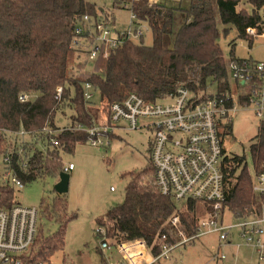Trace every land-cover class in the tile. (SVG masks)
Masks as SVG:
<instances>
[{
	"label": "trees",
	"instance_id": "obj_1",
	"mask_svg": "<svg viewBox=\"0 0 264 264\" xmlns=\"http://www.w3.org/2000/svg\"><path fill=\"white\" fill-rule=\"evenodd\" d=\"M113 2L118 8L124 0ZM259 6L240 0H189L187 9L177 10L155 0H142L133 10L136 22L149 27L152 45H145L142 38L140 42L125 39L108 58L100 53L90 60L88 51L73 46L80 38L76 31L84 26V17H89L92 27L100 21L115 24L114 18L102 16L94 4L85 0H0V157L5 166L0 206L17 204L8 174L25 186L46 177L59 180L65 169L61 153H72L79 144L88 143V134L79 128L111 125L110 107L129 94L158 103L174 96L180 87L205 99L214 96L207 93L209 87L216 88L215 95L230 92L229 62L219 41L232 38V47L237 39L251 43L254 37L247 29L259 27ZM87 84L97 94L98 104L95 95L86 100ZM58 87L62 88L60 97ZM23 96L27 100L22 101ZM66 111L71 113V123L59 127L56 116ZM224 129L230 132L232 121ZM115 133L104 136L109 140ZM54 139L58 146L52 145ZM250 152L255 168L264 164V121ZM227 165L226 208L249 217L254 207H262L264 196L254 194L245 158H227ZM154 175L151 165L133 176L124 202L96 220L97 230L105 233L96 230L101 241L115 246L141 240L156 257L163 245L182 240L172 232L173 216L181 218L187 237L197 235L198 203L191 201L180 208L161 196ZM64 236L61 227L42 244L38 238L37 258L50 263L49 258L64 248Z\"/></svg>",
	"mask_w": 264,
	"mask_h": 264
},
{
	"label": "built area",
	"instance_id": "obj_2",
	"mask_svg": "<svg viewBox=\"0 0 264 264\" xmlns=\"http://www.w3.org/2000/svg\"><path fill=\"white\" fill-rule=\"evenodd\" d=\"M141 1L132 0L130 8L124 3V7L132 14V20L127 24L129 27L140 25L136 22L133 6ZM240 1L260 5L259 27L248 28L247 34L254 38L264 37V0ZM89 22V17L85 16L82 22L84 26L76 31L80 38L74 40L73 46L88 51L90 60L96 59L100 53L108 58L110 51L125 39L134 41L143 38L140 29L120 32L112 28L113 23L100 21L92 27ZM86 33L87 37L84 35ZM228 67L230 92L205 99L180 87L174 96L167 98L173 100L169 104L148 103L132 93L125 101L110 107L111 125L79 128L88 134V144L94 147L109 145L104 136L108 132L151 131L150 160L155 173L154 185L159 194L178 205L191 201L207 204L210 211L208 218L199 217L197 235L190 238L186 236L181 218L173 216L170 220L172 232L182 240L172 246L163 245L161 254L156 257L150 254L141 240L122 242L115 246L108 244L107 240L101 241V250L116 247L121 257L119 264H154L161 258H167L170 249L186 244L194 237L212 233L219 234L224 245L231 246L232 226L225 225L223 221L226 213L238 219L236 227L240 229L238 235L243 244L253 247L260 260L264 258V203L260 209L254 207L249 217L229 212L226 208L225 172L228 156L222 135L224 125L232 121L237 106H252L256 114L264 119V62L230 61ZM85 89L86 100L93 99L92 86L87 84ZM61 93L62 88L58 87L57 97ZM242 98L245 100L242 101ZM21 100H27V96L21 97ZM52 145L58 146V141L52 140ZM5 161L9 162L10 159L6 158ZM73 169L74 165L68 164L64 172ZM8 177L11 176L8 174ZM252 178L254 194L264 196V164L255 168ZM12 182L19 189L24 187L16 178H12ZM39 218L38 209L24 208L18 204L10 208L0 206V264H49L37 258L38 247L35 249L41 232ZM97 232L105 234L101 229ZM226 259V256H220V260Z\"/></svg>",
	"mask_w": 264,
	"mask_h": 264
},
{
	"label": "rangeland",
	"instance_id": "obj_3",
	"mask_svg": "<svg viewBox=\"0 0 264 264\" xmlns=\"http://www.w3.org/2000/svg\"><path fill=\"white\" fill-rule=\"evenodd\" d=\"M85 1L94 4L97 11H102V16H109L110 20L114 18L113 29L120 32L140 29L143 43L152 45V33L146 24L131 27L127 25L132 20V14L124 7V3L130 8L132 0H124L118 8L114 7L113 0ZM155 1L168 9H187L189 5V0ZM231 39L222 37L219 41L226 61L230 62L236 58L264 62V37L254 38L251 43L237 39L235 47L230 45ZM207 93L215 95L216 88L209 87ZM94 101L98 104V96ZM172 102L171 99L162 101L164 104ZM70 116L69 111L65 114L58 113L57 125H70ZM262 121L264 119L256 114L254 107L237 106L232 117V130L228 132L222 129L226 155L228 158H245L252 177L255 175V166L250 146ZM115 134L116 137L105 139L109 143L106 147L81 143L74 152L61 153L64 166L73 164L75 167V170L68 172L69 190L66 194L56 193V178L38 179L19 189L12 182V178L8 177L10 186L15 189V202L24 208H34L40 212V243L57 234L61 227L65 230L64 248L49 258V264H119L121 257L116 247L99 252L101 239L96 233V220L110 208L123 203L131 178L151 167L150 141L153 133L140 129L129 132L116 131ZM4 168L3 158L0 157V180L3 178ZM111 187L114 191H111ZM184 205V202L179 204L180 208ZM196 209L199 217H209L207 204L198 203ZM223 221L225 225L232 226L231 246L224 245L220 235L216 233L197 236L186 244L170 249L167 258H161L154 264H264V258L260 260L253 247L243 244L238 235L240 229L236 227L238 219L226 213ZM262 239L264 240V236ZM39 241L35 249L39 248ZM108 244L113 245L111 241H108ZM221 255L227 259L220 260Z\"/></svg>",
	"mask_w": 264,
	"mask_h": 264
},
{
	"label": "water",
	"instance_id": "obj_4",
	"mask_svg": "<svg viewBox=\"0 0 264 264\" xmlns=\"http://www.w3.org/2000/svg\"><path fill=\"white\" fill-rule=\"evenodd\" d=\"M55 191L57 194H66L69 190V175L67 172L60 174V178L55 185Z\"/></svg>",
	"mask_w": 264,
	"mask_h": 264
},
{
	"label": "crops",
	"instance_id": "obj_5",
	"mask_svg": "<svg viewBox=\"0 0 264 264\" xmlns=\"http://www.w3.org/2000/svg\"><path fill=\"white\" fill-rule=\"evenodd\" d=\"M73 170H75V167H74V169H73ZM73 170H72V171H73ZM70 172H71V171H70ZM111 188H112V187H111Z\"/></svg>",
	"mask_w": 264,
	"mask_h": 264
}]
</instances>
